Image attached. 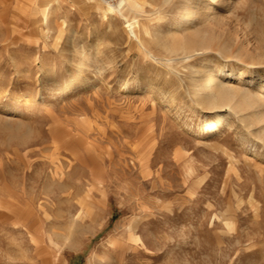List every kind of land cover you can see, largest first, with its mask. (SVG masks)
Masks as SVG:
<instances>
[{"label": "rangeland", "instance_id": "rangeland-1", "mask_svg": "<svg viewBox=\"0 0 264 264\" xmlns=\"http://www.w3.org/2000/svg\"><path fill=\"white\" fill-rule=\"evenodd\" d=\"M134 2L103 21L86 0H0V264H264V105L248 127L194 101L202 69L234 82L224 66L264 93V63L234 59L264 52V0L222 22L212 0ZM187 28L229 54L171 52Z\"/></svg>", "mask_w": 264, "mask_h": 264}, {"label": "bare ground", "instance_id": "bare-ground-1", "mask_svg": "<svg viewBox=\"0 0 264 264\" xmlns=\"http://www.w3.org/2000/svg\"><path fill=\"white\" fill-rule=\"evenodd\" d=\"M89 3L93 4V9L95 10L96 14L100 16L103 21H107L109 17L113 15L118 16L125 21H127L128 15H134L139 11L138 3L134 2L135 0H117L114 3H104L99 0V2L103 3L105 7H102L100 4L96 3V0H86ZM214 9H213V17L217 22H222L223 16H221V10L223 8L228 7V0H212ZM196 8L189 7L188 5L184 7L180 12L177 21H182L185 18H189V22H192L196 15ZM183 25L177 26L178 31H182L181 28ZM189 33V39H191V44H180L176 45L175 47L169 48V50L173 53H177L179 50H183L184 52L190 53L189 55L185 56L184 59H189L194 55L195 47L198 46L203 50H210L213 51L215 54H225L228 55L229 52L226 48L220 43L219 39L215 36L208 37L205 40H201L200 43L198 41V33L192 32L191 29L187 28L184 29ZM209 30V29H208ZM212 34V33H211ZM174 38V37H172ZM185 41V40H184ZM189 41V40H188ZM190 43V42H188ZM138 44V43H137ZM193 53V54H192ZM86 52L81 51V62L75 66V73L83 74L84 70L87 69V61L84 59L86 58ZM255 58L244 57V58H234L237 63H240L243 67H248V65L264 63V52L256 55ZM252 57V56H251ZM233 66H230V71L232 72ZM239 69V68H238ZM224 71L227 73H222L226 76H231L234 79L232 84H228L223 82L220 79V76H211L209 73H205L204 69L197 73L198 79L196 90L194 91V101L196 105L205 107L206 109H223L230 113H234L240 115L242 123H246L248 127L254 125L253 123H261L262 120L259 117V109L264 105V93L253 96L250 93H246L243 91L239 86V82L241 81V77L243 73L239 71L238 75H232L228 71V67L224 66ZM235 77V78H234ZM230 78V77H229ZM195 82V83H196ZM196 85V84H195ZM264 91V90H263ZM65 92H69V88L65 89ZM33 100L32 96L27 95L23 97H13L12 102L15 104H23L26 105ZM263 108V107H262ZM247 113V114H246ZM223 116L216 114L215 121L212 125H208L206 127L205 134L208 135L211 131L217 126L221 125L223 122ZM6 124V123H4ZM9 125V124H8ZM245 126V125H244ZM10 128V127H9ZM262 135L264 137V129H262ZM262 141V140H261Z\"/></svg>", "mask_w": 264, "mask_h": 264}, {"label": "built area", "instance_id": "built-area-1", "mask_svg": "<svg viewBox=\"0 0 264 264\" xmlns=\"http://www.w3.org/2000/svg\"><path fill=\"white\" fill-rule=\"evenodd\" d=\"M99 1H101V2H104V3H114V2H116L117 0H99Z\"/></svg>", "mask_w": 264, "mask_h": 264}]
</instances>
